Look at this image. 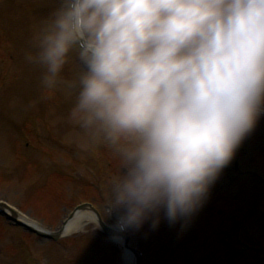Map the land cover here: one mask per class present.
Masks as SVG:
<instances>
[{"label": "clouds", "instance_id": "clouds-1", "mask_svg": "<svg viewBox=\"0 0 264 264\" xmlns=\"http://www.w3.org/2000/svg\"><path fill=\"white\" fill-rule=\"evenodd\" d=\"M73 55L74 121L119 161L113 230L186 226L264 117V0H54L25 59L55 90Z\"/></svg>", "mask_w": 264, "mask_h": 264}, {"label": "rangeland", "instance_id": "rangeland-1", "mask_svg": "<svg viewBox=\"0 0 264 264\" xmlns=\"http://www.w3.org/2000/svg\"><path fill=\"white\" fill-rule=\"evenodd\" d=\"M31 5L35 11L30 8ZM53 6L54 0H0V90L3 94L0 102V198L10 199L34 219L55 230L75 205L84 199H93L90 197L94 195L92 191L97 194V179L106 177L104 184L108 188L109 177L116 174L119 163L107 158L115 167L107 170V177L104 165L100 164V168H92L89 172L84 169L75 171L61 162L63 158L54 157L62 153L68 159L74 152L81 154L80 157L95 154L105 158L111 155L103 148L98 147V150V145L97 149L93 148L94 145L83 136L71 114L73 89L70 85L77 76L75 70L66 64L67 71L62 73L66 83L55 90H45L40 84V69L25 59L32 33ZM14 24L16 26H12ZM15 38L22 44L20 51L14 48L18 47L13 41ZM21 70L27 75L18 77ZM17 87L19 91L15 92ZM35 120L43 129V135L39 131L32 134L30 129L27 131L28 140L17 135L21 132L16 128L20 129L22 122L30 126ZM2 122H7L10 129L4 132ZM47 130L52 135H47ZM57 146L60 150L56 149ZM240 150L243 153L236 154V157L248 163L244 165L249 173L239 174L238 181L232 184L230 190L226 188L221 174L211 190V197L187 223L186 234L190 238L187 247L194 264H227L225 255L228 252L221 250L217 239L222 230H232L231 218L244 220L246 215L251 217L250 220H244L243 231L236 227L231 239L236 249H250L247 248L245 253L241 249L239 253L243 254V258L236 263L264 264V183L259 180V176H264V118ZM255 165L262 168L263 174L255 171ZM62 168L71 171L65 174V178ZM79 174L85 180L79 178ZM76 181L81 182L75 184ZM84 184L89 187L81 188ZM95 207L101 218L109 222L104 204L96 203ZM1 220L0 264H25L16 242V236L24 234L23 229L11 228ZM84 221L79 230L66 235V248H49L47 240L35 239L34 250L25 247L23 255L33 259L36 258L34 254L41 253L42 264H102L100 257L105 253L104 241L98 236L97 227L91 221ZM168 225L166 219H161L158 227L152 228L149 220L135 230L133 240L144 248L146 254L141 264H181L182 243L176 239L174 228L167 229ZM26 238L31 239L29 236ZM112 264H116L115 260Z\"/></svg>", "mask_w": 264, "mask_h": 264}, {"label": "bare ground", "instance_id": "bare-ground-1", "mask_svg": "<svg viewBox=\"0 0 264 264\" xmlns=\"http://www.w3.org/2000/svg\"><path fill=\"white\" fill-rule=\"evenodd\" d=\"M93 214L89 213L88 211L84 210V211H80L77 213V215H75L74 218H72L69 221V224L66 226L65 229V234H69V233H74L77 230H79L80 227H82L81 225L83 224V222L81 223V220L83 219V217H88L89 219H94V217L92 216ZM120 244H122V242L120 241ZM126 255L128 256L129 260H128V264H135V258L134 256H132L130 254V252L125 251Z\"/></svg>", "mask_w": 264, "mask_h": 264}]
</instances>
